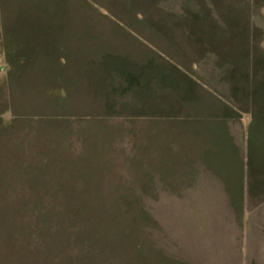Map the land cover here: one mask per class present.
<instances>
[{
    "label": "rangeland",
    "instance_id": "rangeland-1",
    "mask_svg": "<svg viewBox=\"0 0 264 264\" xmlns=\"http://www.w3.org/2000/svg\"><path fill=\"white\" fill-rule=\"evenodd\" d=\"M0 264H264V0H0Z\"/></svg>",
    "mask_w": 264,
    "mask_h": 264
}]
</instances>
